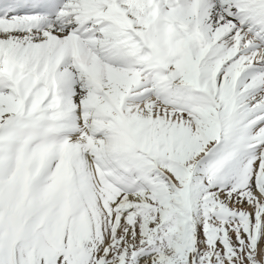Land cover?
I'll return each instance as SVG.
<instances>
[{
  "label": "snow or ice",
  "instance_id": "1",
  "mask_svg": "<svg viewBox=\"0 0 264 264\" xmlns=\"http://www.w3.org/2000/svg\"><path fill=\"white\" fill-rule=\"evenodd\" d=\"M0 264H264V0H0Z\"/></svg>",
  "mask_w": 264,
  "mask_h": 264
}]
</instances>
